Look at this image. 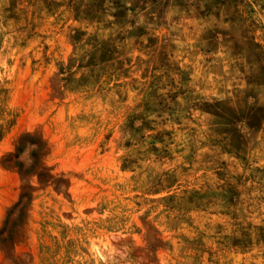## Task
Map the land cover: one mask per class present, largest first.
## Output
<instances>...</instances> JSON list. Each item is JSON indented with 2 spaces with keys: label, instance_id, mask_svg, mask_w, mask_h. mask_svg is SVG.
<instances>
[{
  "label": "rangeland",
  "instance_id": "374dc122",
  "mask_svg": "<svg viewBox=\"0 0 264 264\" xmlns=\"http://www.w3.org/2000/svg\"><path fill=\"white\" fill-rule=\"evenodd\" d=\"M0 264H264V0H0Z\"/></svg>",
  "mask_w": 264,
  "mask_h": 264
}]
</instances>
